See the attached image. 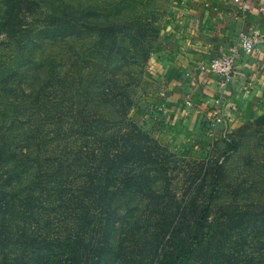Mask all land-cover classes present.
Instances as JSON below:
<instances>
[{
  "label": "rangeland",
  "instance_id": "1",
  "mask_svg": "<svg viewBox=\"0 0 264 264\" xmlns=\"http://www.w3.org/2000/svg\"><path fill=\"white\" fill-rule=\"evenodd\" d=\"M190 1L0 0V172L3 156L14 159L26 138L47 137V145L33 148L49 156L41 167L52 170L59 158L85 148L84 140L93 145L134 121L148 131L158 165L177 181L194 173L195 184L209 192L214 171L224 186L210 213L213 246L200 245L186 264H264V184L253 188L248 180L250 156L264 164V87L230 120L218 108L212 121L198 125L164 119L169 97L184 81L169 70L159 40L163 29L185 24ZM12 12L18 19L9 18ZM81 164L61 168L64 185L88 182ZM23 223L17 210L0 213V264H46L43 258H65L70 247L83 263L84 244L38 235ZM53 239L59 240L47 246Z\"/></svg>",
  "mask_w": 264,
  "mask_h": 264
},
{
  "label": "trees",
  "instance_id": "2",
  "mask_svg": "<svg viewBox=\"0 0 264 264\" xmlns=\"http://www.w3.org/2000/svg\"><path fill=\"white\" fill-rule=\"evenodd\" d=\"M11 16L18 19L13 12ZM4 29L10 27L4 23ZM120 128L97 136L93 145L84 140L85 148L73 158H59L52 170L41 167L48 155L33 148L34 143L47 145L42 134L24 139L14 159L3 156L0 213L12 208L24 219L22 228L33 227L38 235H64L67 244L88 248L83 263L78 248L71 247L65 258L46 257L44 263L143 264L147 259V264H186L196 260L200 245L207 250L213 246L216 219L210 213L224 188L218 175L213 171V186L204 193L194 173L177 181L168 168L158 165L160 155L150 150L155 147L147 130L134 121ZM74 160L82 163L88 181L77 187L64 185L61 178V168ZM260 161L258 155L249 158L253 188L264 184ZM13 164L21 170L9 166ZM104 232L110 235L104 234L105 240ZM260 254L264 257V251Z\"/></svg>",
  "mask_w": 264,
  "mask_h": 264
},
{
  "label": "crops",
  "instance_id": "3",
  "mask_svg": "<svg viewBox=\"0 0 264 264\" xmlns=\"http://www.w3.org/2000/svg\"><path fill=\"white\" fill-rule=\"evenodd\" d=\"M250 1L255 6L243 11L233 0H191L185 24L163 29L159 40L163 60L169 70L180 71L184 81L168 99L166 122H210L216 108L223 121L230 120L236 107L249 105L264 87V11L258 7L264 0ZM250 28L260 32L252 54L243 50L239 36ZM226 54L235 56L236 74L223 86L222 76L203 66Z\"/></svg>",
  "mask_w": 264,
  "mask_h": 264
},
{
  "label": "built area",
  "instance_id": "4",
  "mask_svg": "<svg viewBox=\"0 0 264 264\" xmlns=\"http://www.w3.org/2000/svg\"><path fill=\"white\" fill-rule=\"evenodd\" d=\"M241 10L249 11L255 4L250 0H234ZM260 11H264V5L258 6ZM243 50L248 53H254L256 43L260 37V32L255 28L242 30L239 33ZM206 71H211L222 76L221 85L230 83L236 74V59L232 54H226L211 59L209 66H203ZM221 118L218 116V120Z\"/></svg>",
  "mask_w": 264,
  "mask_h": 264
}]
</instances>
